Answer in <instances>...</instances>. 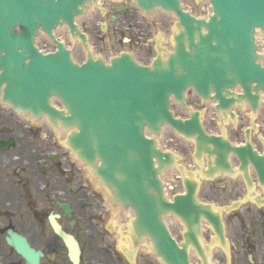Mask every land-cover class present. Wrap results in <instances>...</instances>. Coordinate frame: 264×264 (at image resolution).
Returning <instances> with one entry per match:
<instances>
[{"label": "water", "instance_id": "1", "mask_svg": "<svg viewBox=\"0 0 264 264\" xmlns=\"http://www.w3.org/2000/svg\"><path fill=\"white\" fill-rule=\"evenodd\" d=\"M134 1L145 12L161 6L179 18L174 51L166 60L160 54L150 66H142L121 53L106 64L88 52L79 65L59 41L55 52L43 54L35 46L40 29L55 40L53 30L67 23L72 36L85 42L74 17L91 0H0V92L18 111L37 118L46 115L56 127L71 129L67 145L94 171L110 200L134 209L133 231L152 239L165 264H190L188 245L199 250L195 226L204 218L222 238L220 216L196 199L197 183L192 179H185L184 195L175 196L172 203L166 200L159 175L173 156L164 153L155 138H148L145 129L160 135L168 124L178 134L194 138L198 157L206 153L209 158L210 176L231 173L229 156L235 152L246 178L251 162L264 186V156L249 141L234 147L224 136L207 135L198 112L182 120L169 109L171 97L185 105L188 87L217 100L218 112L245 101L253 110L259 106L264 56L257 52L256 34L264 36V0H209L213 14L208 20L183 11L179 0ZM237 86L242 93L232 91ZM54 96L63 110L52 106ZM165 214L185 223L182 247L171 237Z\"/></svg>", "mask_w": 264, "mask_h": 264}, {"label": "flooded vegetation", "instance_id": "2", "mask_svg": "<svg viewBox=\"0 0 264 264\" xmlns=\"http://www.w3.org/2000/svg\"><path fill=\"white\" fill-rule=\"evenodd\" d=\"M63 147L0 109V264H33L13 237L25 239L37 264H132L106 232L111 212ZM68 241L79 247L77 263Z\"/></svg>", "mask_w": 264, "mask_h": 264}, {"label": "rangeland", "instance_id": "3", "mask_svg": "<svg viewBox=\"0 0 264 264\" xmlns=\"http://www.w3.org/2000/svg\"><path fill=\"white\" fill-rule=\"evenodd\" d=\"M131 15L135 17L136 20H134V21L137 22L138 18L140 16L138 18H136L137 15L135 13H132ZM125 17H127V15H125ZM122 18H124V16ZM122 18L119 19V24L117 25V27L119 29L116 28V26L114 25L113 27H111L110 29H108L107 31H105L104 33H101V34L99 32H97L100 29H99V21L96 18H94L92 21L82 20L81 24L86 31L91 33L92 38H94V40H93L94 44L96 46H98L97 50L100 53H104L106 55H109L110 52L115 53V52H118V51H121L124 49H130L137 55V58L141 62H147L149 60L150 56L152 55L151 49L153 48V45L150 47L147 45L148 46L147 47L145 44L148 43L146 39L151 37L152 26H150L147 22H145V23L142 22L140 24L137 22L138 27L136 26V28L138 31H136L134 33V40H140L141 41L140 43H142L143 45L136 47V49L134 50V48H132V46H129L130 43L127 45V44H124L122 41V38L129 35L127 28L133 27V25L131 23H126V25L122 26L121 25V21L123 20ZM158 21L165 27V29H170V26L173 23V20L170 16L169 17L161 16L158 18ZM156 29H157V31L162 30V28H158V27H156ZM115 30H118L119 33L118 34L114 33ZM63 37H65V36H63ZM140 37H142V38L139 39ZM157 37H159V36L156 34L155 38H157ZM76 56L78 58H80L79 53ZM174 110H175V113L177 115L182 114L181 111L178 110L177 108H175ZM173 146L176 149H179L181 147L180 145H177L175 143H173ZM182 150L185 152L187 151L185 148H183ZM213 191L214 192L208 191L207 193L215 199L219 198L221 195L222 197H224L225 201H227V198H232V197L237 198L239 195V192L234 193V192H228L227 190L221 191V189L220 190L215 189ZM207 197H209V196H206L205 198H207ZM207 199H209V198H207ZM251 211H253V210L252 209H243L242 212H239L238 216L242 217L241 221L243 223L242 224L243 226H246L245 224L249 223L250 220H252L251 218H253V219L255 218L256 221L260 220V217H257L258 214L256 212H251ZM109 221H111V220H108V222ZM230 221H231L230 227L235 232V237L232 236V240H233L235 246L238 248L237 250H239L242 242L243 243L246 242L245 241L246 236L244 234H242V231L240 230V224H239L236 217L234 219H231ZM236 226H239V230H237V231H239V234L242 235V237L238 236V233L235 229ZM118 227H119V223H118ZM172 228H173V233L177 235L176 229H174V227H172ZM247 229H248V227H247ZM248 233H249V231H247V234ZM257 240L260 241L259 242V247L261 249L260 258L262 259L264 257V234L262 236H257ZM237 264H250V263H249L246 255L242 254L241 252H238L237 253Z\"/></svg>", "mask_w": 264, "mask_h": 264}, {"label": "bare ground", "instance_id": "4", "mask_svg": "<svg viewBox=\"0 0 264 264\" xmlns=\"http://www.w3.org/2000/svg\"><path fill=\"white\" fill-rule=\"evenodd\" d=\"M188 3H189V2L186 1V0L183 1V4H184V5H186V4H188ZM86 17H89V15L86 16ZM62 34L64 35V34H66V32H65L64 30H59V34H58V35L61 36ZM40 40H43V41L47 42L48 46H50V42L47 41V39H45V38H40L39 41H40Z\"/></svg>", "mask_w": 264, "mask_h": 264}]
</instances>
